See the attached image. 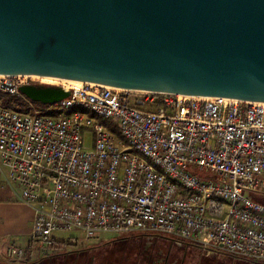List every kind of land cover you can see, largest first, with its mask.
<instances>
[{
    "label": "built area",
    "instance_id": "2783aa9c",
    "mask_svg": "<svg viewBox=\"0 0 264 264\" xmlns=\"http://www.w3.org/2000/svg\"><path fill=\"white\" fill-rule=\"evenodd\" d=\"M29 79L0 75L24 108L0 100L2 174L33 211L8 259L146 234L264 262V103L85 84L39 107L19 92Z\"/></svg>",
    "mask_w": 264,
    "mask_h": 264
},
{
    "label": "water",
    "instance_id": "95a60500",
    "mask_svg": "<svg viewBox=\"0 0 264 264\" xmlns=\"http://www.w3.org/2000/svg\"><path fill=\"white\" fill-rule=\"evenodd\" d=\"M0 75L264 103V0H0Z\"/></svg>",
    "mask_w": 264,
    "mask_h": 264
},
{
    "label": "flooded vegetation",
    "instance_id": "af4514ba",
    "mask_svg": "<svg viewBox=\"0 0 264 264\" xmlns=\"http://www.w3.org/2000/svg\"><path fill=\"white\" fill-rule=\"evenodd\" d=\"M127 239L134 241L124 246ZM97 246L73 248L49 256L51 260L61 259L62 264H192L195 259L188 258L189 253L202 251L193 243L146 234L121 236Z\"/></svg>",
    "mask_w": 264,
    "mask_h": 264
},
{
    "label": "rangeland",
    "instance_id": "374dc122",
    "mask_svg": "<svg viewBox=\"0 0 264 264\" xmlns=\"http://www.w3.org/2000/svg\"><path fill=\"white\" fill-rule=\"evenodd\" d=\"M29 81L32 84H44V85H57V84H50L42 81L40 78H30ZM91 144L90 137L88 136L84 140V146L86 148H89ZM73 233H57L56 236L59 238L67 239L69 238ZM101 241L98 242L96 240L89 241L87 244H76L75 246H72L69 249L73 248H81V247H87V246H95L98 247L97 245H100L101 243H107L111 241H115L117 239H121V237H115L113 235L109 234H103L100 237ZM6 241H12L10 239H7ZM6 241H4V245H2V250H0V264H62L61 259L57 260H51V256L46 255V256H34L32 259L29 260H19V259H13L10 260L7 258L5 255V244ZM134 240L132 239H127L123 244L129 245L132 244ZM14 242V241H13ZM18 246H24L20 245L16 242H14ZM120 244H116V246H119ZM99 247H106V246H99ZM108 247V246H107ZM68 249V250H69ZM94 252V251H92ZM4 253V254H3ZM57 253V252H54ZM188 258H194L195 261L192 264H196L198 261V264H264V262H252L251 260L247 259H241V258H236L224 253H214L211 255H205L202 251H199L198 253L196 251L189 253Z\"/></svg>",
    "mask_w": 264,
    "mask_h": 264
},
{
    "label": "crops",
    "instance_id": "0c3cea01",
    "mask_svg": "<svg viewBox=\"0 0 264 264\" xmlns=\"http://www.w3.org/2000/svg\"><path fill=\"white\" fill-rule=\"evenodd\" d=\"M4 171L0 164V250L7 239L25 245L33 220L31 208L18 202L4 182Z\"/></svg>",
    "mask_w": 264,
    "mask_h": 264
},
{
    "label": "bare ground",
    "instance_id": "6f19581e",
    "mask_svg": "<svg viewBox=\"0 0 264 264\" xmlns=\"http://www.w3.org/2000/svg\"><path fill=\"white\" fill-rule=\"evenodd\" d=\"M3 76V75H1ZM30 78H39V77H30ZM42 81L46 82V83H50V84H57V85H62L66 88H70V89H76L79 90L81 89L85 84L82 82H78V81H69V80H61V79H53V78H46V77H42L40 78ZM92 87L96 86L95 84H90ZM118 91H125V89H117ZM131 92H135L138 94H147L149 92L146 91H131ZM186 98H210V97H202V96H188V95H182Z\"/></svg>",
    "mask_w": 264,
    "mask_h": 264
},
{
    "label": "trees",
    "instance_id": "16d2710c",
    "mask_svg": "<svg viewBox=\"0 0 264 264\" xmlns=\"http://www.w3.org/2000/svg\"><path fill=\"white\" fill-rule=\"evenodd\" d=\"M0 100L6 106H10V107L16 108L18 110H23L24 109L22 100H21V98L19 96H11V95L3 94V93L0 92ZM35 104L38 105L39 107H47V106H49V105H44V104H41V103H38V102H35ZM105 123H108V122H105ZM113 131L116 134H118L117 130L113 129ZM252 262H254V261H252Z\"/></svg>",
    "mask_w": 264,
    "mask_h": 264
}]
</instances>
